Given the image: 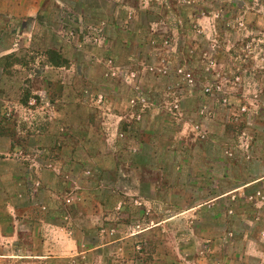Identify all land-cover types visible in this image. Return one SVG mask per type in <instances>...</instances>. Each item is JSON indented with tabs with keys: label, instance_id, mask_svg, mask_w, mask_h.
<instances>
[{
	"label": "rangeland",
	"instance_id": "374dc122",
	"mask_svg": "<svg viewBox=\"0 0 264 264\" xmlns=\"http://www.w3.org/2000/svg\"><path fill=\"white\" fill-rule=\"evenodd\" d=\"M206 147L262 178L194 210L168 168ZM0 174L1 223L13 196L70 243L20 224L49 257L0 264H264V0H0Z\"/></svg>",
	"mask_w": 264,
	"mask_h": 264
},
{
	"label": "crops",
	"instance_id": "0c3cea01",
	"mask_svg": "<svg viewBox=\"0 0 264 264\" xmlns=\"http://www.w3.org/2000/svg\"><path fill=\"white\" fill-rule=\"evenodd\" d=\"M217 151L218 149L209 150L208 147L198 149L197 152H194V154L196 153L195 155L200 159L198 161V164H192L191 166L190 164H187V161L183 160L181 161L182 164L175 162L174 166L172 165L170 168H168V170H173L176 175L171 179L170 181L171 185L188 187L189 189H191L192 195H196L199 193L201 195L202 194L204 195L203 198H201L200 200L195 199L194 200L195 204H192V206L191 205L188 206L190 208L191 207L194 208V210H196V208L200 209L203 206H207L208 208H211V206H214L218 202V200L227 197L229 194L237 192V190H239L242 187L245 186L247 187L252 184H255L258 182L259 179L262 178L261 176V177L252 178V180L247 182H245V180H243V182L242 181L239 182V178L237 179L236 176H231L230 173V171L238 170L239 165L230 163L228 161L226 163H222L223 161L220 160L219 158L220 156L217 158L214 157ZM174 155L177 156L178 158V153H174ZM187 159L190 160V156H188ZM219 163H222V165L224 164V166L221 168ZM220 169L223 170V174L221 175L218 173ZM33 170L34 167H31V169H26L24 171L26 173L32 171L33 173ZM185 170H188L192 175L191 176L192 178H190L186 183L184 182L183 176L180 174V171H185ZM5 174H6L5 175L6 179L15 186L22 180L21 172L19 171L17 172L15 170H11L9 172H6ZM2 176L3 175L0 174V179L4 180ZM31 179L34 180L35 179L34 176H32ZM222 183L228 186V188L224 191H219L218 184H222ZM42 184L44 185V183ZM12 197L11 196L8 197L9 199L6 200L4 205L7 213L6 216L10 219L11 223L0 222V240L1 243L3 244V250L6 251L4 256L8 257L12 253H14L17 256H25L26 253H28L29 255L28 257H32V258L49 257V254H47L48 252L46 250V245H42V242H38L40 241V239L37 240V238H39L38 234L35 236V234L30 233L29 242L33 244L32 246L24 241L25 239L19 233L20 224L39 229L40 223H43L42 229L45 232L44 235H46L45 243H47L48 240H50L51 237H53L54 235H59L62 238V247H63L62 252L64 253L65 250L69 251L70 243L66 236L64 225L58 226L54 222L45 220V217L37 216L33 210V205L36 203L27 204V206H24L26 204H22L20 205L21 207H19L16 206L17 205L16 202H15L16 204L15 203L13 204L11 200ZM183 198H184L183 195H180L176 199V201H183L184 200ZM182 209H187V208L180 207L179 211H181ZM177 215L178 212H174V214L172 213L166 214L163 216V218H160L157 222H153L152 225L148 224L147 226H142V228L137 232L138 234H149L151 229L166 224L167 220ZM219 218H220L219 213H213L210 216V219L212 221H216ZM162 228L163 231L164 225ZM207 232L212 233L213 236L218 232H220L221 234L223 233L227 234L226 228H223L220 231L218 229L216 230V228L214 229L208 227ZM210 241L212 242L214 248L215 247L214 244L217 241L216 238L212 237ZM231 241H232L231 238L226 236L223 237V245L225 246L224 249L229 248L228 244H231ZM65 242H67L66 246H65ZM35 243L37 244L35 245ZM224 252H226V250H224ZM235 257L237 258V256ZM141 264H145L144 260L141 261ZM157 264H181V263L179 262L172 263V262H168L167 260H161L158 261Z\"/></svg>",
	"mask_w": 264,
	"mask_h": 264
},
{
	"label": "trees",
	"instance_id": "16d2710c",
	"mask_svg": "<svg viewBox=\"0 0 264 264\" xmlns=\"http://www.w3.org/2000/svg\"><path fill=\"white\" fill-rule=\"evenodd\" d=\"M59 63V62H58Z\"/></svg>",
	"mask_w": 264,
	"mask_h": 264
}]
</instances>
